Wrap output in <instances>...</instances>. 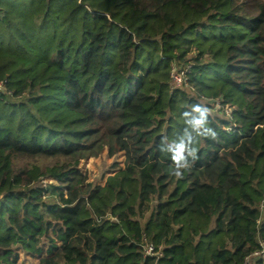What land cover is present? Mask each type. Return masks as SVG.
<instances>
[{
  "label": "trees",
  "instance_id": "trees-1",
  "mask_svg": "<svg viewBox=\"0 0 264 264\" xmlns=\"http://www.w3.org/2000/svg\"><path fill=\"white\" fill-rule=\"evenodd\" d=\"M104 153L124 162L102 186L81 165ZM262 244L264 0H0V264H264Z\"/></svg>",
  "mask_w": 264,
  "mask_h": 264
},
{
  "label": "rangeland",
  "instance_id": "rangeland-1",
  "mask_svg": "<svg viewBox=\"0 0 264 264\" xmlns=\"http://www.w3.org/2000/svg\"><path fill=\"white\" fill-rule=\"evenodd\" d=\"M219 109L217 108V111ZM124 157L120 154L114 158H109L106 153L99 157L91 158L82 163L81 168L87 174L89 181L96 185H105L107 179L114 175L118 169L116 166H123ZM116 165V166H115ZM37 258H29L22 255L21 264H38Z\"/></svg>",
  "mask_w": 264,
  "mask_h": 264
},
{
  "label": "built area",
  "instance_id": "built-area-1",
  "mask_svg": "<svg viewBox=\"0 0 264 264\" xmlns=\"http://www.w3.org/2000/svg\"><path fill=\"white\" fill-rule=\"evenodd\" d=\"M191 66L188 65L186 68H178L177 66L173 65L172 71H171V79H172V89H179L182 87V85L185 83L187 80V74L190 72ZM217 108L218 109H223L224 112L231 116V109L229 107H225L220 104V102H217ZM262 249L261 251L256 252L253 257H258L262 256L264 260V244L261 245ZM145 253L147 256L154 257L157 256L158 253L155 252V249L153 245L151 244H146L145 246Z\"/></svg>",
  "mask_w": 264,
  "mask_h": 264
}]
</instances>
